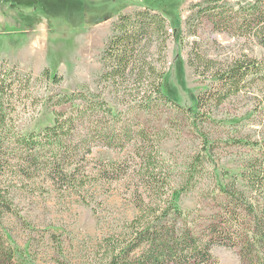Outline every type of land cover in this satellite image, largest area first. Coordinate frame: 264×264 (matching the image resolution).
I'll list each match as a JSON object with an SVG mask.
<instances>
[{"label":"trees","instance_id":"16d2710c","mask_svg":"<svg viewBox=\"0 0 264 264\" xmlns=\"http://www.w3.org/2000/svg\"><path fill=\"white\" fill-rule=\"evenodd\" d=\"M181 1L145 0L163 12L144 7L134 14L120 13L102 54L96 91L87 87L50 96L54 124L39 133L21 134L14 114L19 106H26L24 102L35 101L29 93L33 81L60 85L63 78L45 69L36 79L32 74L22 79L17 69L0 65V264H218L212 254L217 246L239 248L241 264H264V139L253 143L260 149V157L251 160L256 163L244 167L232 183L217 185L220 209L207 217L195 216L182 208V191L168 180L161 142L152 129L126 120L128 116L139 119L140 115H133L137 112L160 122L164 108L171 106L189 114L194 130L202 132L197 122L209 104L220 106L252 88L264 93V60L243 54L222 64L195 49L188 64L212 82L214 94L196 96L194 107L184 109L179 100L165 93L164 53L169 26L178 21L176 9ZM9 2L40 7L51 15L72 6L84 11L101 3L106 9L110 0ZM195 9L192 19L207 21L214 33L238 42L253 40L264 49V0L234 4L206 0ZM113 14L91 15L90 23L108 20ZM97 147H132V151L123 161L92 166ZM112 181L126 189L124 206L133 214L117 220L92 248L82 249L77 261L67 259V247L58 243L51 261L41 262L40 247L30 239L18 241L9 229L10 221L18 218L17 193L27 185L67 193ZM93 211L97 225H103L102 213Z\"/></svg>","mask_w":264,"mask_h":264},{"label":"rangeland","instance_id":"374dc122","mask_svg":"<svg viewBox=\"0 0 264 264\" xmlns=\"http://www.w3.org/2000/svg\"><path fill=\"white\" fill-rule=\"evenodd\" d=\"M204 1L182 0L176 9L177 23L169 26L164 91L179 100L184 109L194 107L196 96L214 94L212 82L196 74L188 64L194 49L222 64L243 54L264 60V49L253 40L238 42L228 35L214 33L207 21L192 19L198 11L194 7ZM236 1L226 0L231 4ZM91 7L84 11L75 6L67 10L59 8L49 15L40 7L16 6L9 0H0V65L17 69L22 79L29 74L36 79L45 69L63 78L60 85L32 82L29 93L35 101L24 102L26 106H19L14 114L21 134L39 133L54 124V110L48 103L50 96L87 87L96 91L103 67L102 54L120 13L134 14L144 7L159 9L145 0H110L106 9L101 3L96 9ZM105 11L114 14L108 20L90 23L93 15L102 17ZM26 93L23 91V95ZM262 100L264 93L252 88L220 106L209 104L198 118L202 132L194 130L189 114L171 106L164 108L160 122L137 112L133 115H140L139 119L128 116L126 120L152 129L161 142L168 180L182 191V208L195 216L207 217L219 210L222 203L217 185L240 178L244 167L256 163L251 160L260 157V149L253 147V143L264 139ZM131 151L132 147L123 150L97 147L91 157L92 166L95 162L123 161ZM26 187L17 193L18 218L10 221L9 229L18 241L30 239L32 245L40 247L37 256L41 262L51 261L58 243L67 247V259L77 261L82 249L92 248L103 233L113 229L117 220L133 214L124 206L126 189L116 181L67 193L54 187ZM94 208L105 218L101 226L97 225ZM212 254L218 264H241L239 248L217 246Z\"/></svg>","mask_w":264,"mask_h":264}]
</instances>
